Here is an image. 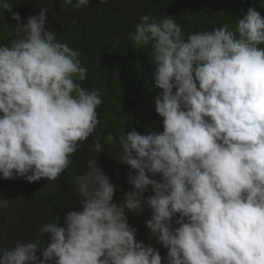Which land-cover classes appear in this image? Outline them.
I'll return each mask as SVG.
<instances>
[{
    "label": "clouds",
    "instance_id": "obj_1",
    "mask_svg": "<svg viewBox=\"0 0 264 264\" xmlns=\"http://www.w3.org/2000/svg\"><path fill=\"white\" fill-rule=\"evenodd\" d=\"M12 5L0 0L18 37L0 44V177L54 181L94 133L103 100L79 83L87 74L79 50L45 28L47 9L23 23ZM130 41L136 50L151 47L163 131L133 129L120 140L131 184L124 203H112L118 186L96 162L95 139V155L72 188L81 210L64 213L62 226L61 219L42 225L46 241L15 242L0 264H162L125 215V208L142 213V200L167 264H264V17L249 7L234 30L224 25L185 37L173 16L143 15ZM149 185L154 194L145 197Z\"/></svg>",
    "mask_w": 264,
    "mask_h": 264
},
{
    "label": "trees",
    "instance_id": "obj_2",
    "mask_svg": "<svg viewBox=\"0 0 264 264\" xmlns=\"http://www.w3.org/2000/svg\"><path fill=\"white\" fill-rule=\"evenodd\" d=\"M9 2L23 23L27 17L37 15L42 7L47 9L45 28L55 30L59 40L79 50L87 74L84 81L78 82L88 90L98 89L103 103L97 109L99 123L94 133L82 143L72 157L74 163L59 179L28 182L22 177H0V199L7 200V207L0 206V254L17 241H46L47 234L39 231L42 225L61 219L62 226L64 213L81 210L80 197L72 188L75 176L95 155L90 151L95 139L101 142L96 162L108 174L110 182L118 186L112 203H124L123 194L131 190V184L129 166L119 160L120 140L124 133L133 129L145 135L150 131H163L162 117L155 112L154 106V97L160 89L154 88L155 64L151 62V47L136 50L130 41V34L141 16L149 15L158 20L173 16L185 37L190 32L210 31L224 25L234 30L236 19L249 7L264 17L260 0H89V4L80 9L65 5L63 0ZM16 23L10 13H0V44H10L18 38ZM149 88L154 90L149 92ZM146 175L160 179L159 175ZM153 194L150 185L143 193L145 197ZM141 203L144 211L140 214L125 208L127 221L137 229V241L151 244L162 259L166 258L167 248L157 242V237L150 234L145 224L151 218V208L146 201ZM178 217L179 214L173 216V227H178L175 224ZM40 251L38 247L36 255L42 259ZM49 264H54V260Z\"/></svg>",
    "mask_w": 264,
    "mask_h": 264
},
{
    "label": "rangeland",
    "instance_id": "obj_3",
    "mask_svg": "<svg viewBox=\"0 0 264 264\" xmlns=\"http://www.w3.org/2000/svg\"><path fill=\"white\" fill-rule=\"evenodd\" d=\"M162 264H167V260H166V258H163V259H162Z\"/></svg>",
    "mask_w": 264,
    "mask_h": 264
}]
</instances>
